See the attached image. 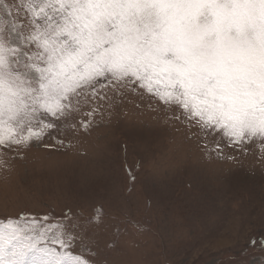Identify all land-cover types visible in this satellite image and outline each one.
<instances>
[{
	"label": "snow or ice",
	"instance_id": "6c2138e0",
	"mask_svg": "<svg viewBox=\"0 0 264 264\" xmlns=\"http://www.w3.org/2000/svg\"><path fill=\"white\" fill-rule=\"evenodd\" d=\"M137 89L179 109L206 153L264 161V0H0V165L45 137L63 147L102 101ZM99 222L0 217V264H108L95 259Z\"/></svg>",
	"mask_w": 264,
	"mask_h": 264
},
{
	"label": "rangeland",
	"instance_id": "374dc122",
	"mask_svg": "<svg viewBox=\"0 0 264 264\" xmlns=\"http://www.w3.org/2000/svg\"><path fill=\"white\" fill-rule=\"evenodd\" d=\"M101 104L92 127L68 132L63 147L45 137L48 148L2 157L0 217L99 216L95 259L108 264H264L258 150L206 153L174 118L179 109L142 89Z\"/></svg>",
	"mask_w": 264,
	"mask_h": 264
}]
</instances>
